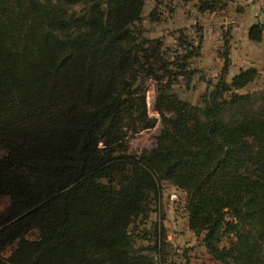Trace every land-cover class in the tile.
<instances>
[{
    "label": "trees",
    "instance_id": "obj_1",
    "mask_svg": "<svg viewBox=\"0 0 264 264\" xmlns=\"http://www.w3.org/2000/svg\"><path fill=\"white\" fill-rule=\"evenodd\" d=\"M146 4L0 0V202L10 199L0 252L13 249L0 264H178L164 184L186 195L188 228L216 262L264 264V87L241 93L260 73L228 80V39L215 82L198 104L183 100L174 89L200 73L202 37L181 29L169 47L147 37ZM251 38L262 40L258 26ZM157 123L154 146L131 151ZM30 212V224L13 225Z\"/></svg>",
    "mask_w": 264,
    "mask_h": 264
},
{
    "label": "rangeland",
    "instance_id": "obj_2",
    "mask_svg": "<svg viewBox=\"0 0 264 264\" xmlns=\"http://www.w3.org/2000/svg\"><path fill=\"white\" fill-rule=\"evenodd\" d=\"M225 4V9L215 13H201L198 10L199 0H147L145 8L144 29L149 38H158L164 41L165 47L172 46L177 38L179 30H187L198 40L202 37L201 54L193 63L194 69L200 71L192 83L182 81V86H176L175 91L180 97L191 103L198 104L201 96L207 89V81H214L222 69L220 55L226 49L227 41L232 42L233 29L240 18L236 14L243 11L251 12L253 0H219ZM80 9L77 8V11ZM156 10L155 18L150 19V15ZM231 54V52H230ZM221 60V61H220ZM260 73L261 78L242 90L241 93L254 91L264 87V72ZM204 78V79H202ZM231 79V77H230ZM230 79H228L230 81ZM213 83V82H212ZM214 84V83H213ZM146 100L150 117L160 118L156 108V89L153 84L147 87ZM160 131V123L156 127L143 131L131 138L129 146L131 151L140 152L144 149H151ZM163 200L160 216L166 230L169 242V252L178 264H220L210 256L202 245L201 238L197 237L188 228V215L184 209L186 195L168 184L163 185ZM10 205L8 197L2 198L0 202V214L4 213ZM32 212L16 220L13 225L19 226L30 224ZM153 219L158 215L153 214ZM35 230H30L26 237L35 239ZM223 235L221 230L220 236ZM226 238L224 245L227 244ZM148 242L139 240L137 247L147 246ZM12 248L0 252V259L7 260L12 255ZM171 259V260H172Z\"/></svg>",
    "mask_w": 264,
    "mask_h": 264
},
{
    "label": "crops",
    "instance_id": "obj_3",
    "mask_svg": "<svg viewBox=\"0 0 264 264\" xmlns=\"http://www.w3.org/2000/svg\"><path fill=\"white\" fill-rule=\"evenodd\" d=\"M252 11H243L236 14L237 20L232 33L233 40L230 45L231 69L229 73L230 81L242 69L253 68L259 72H264V41H256L251 38V32L256 26L259 13L264 10V0H253ZM221 59V58H220ZM221 61V60H220ZM224 63L222 61L221 67Z\"/></svg>",
    "mask_w": 264,
    "mask_h": 264
},
{
    "label": "built area",
    "instance_id": "obj_4",
    "mask_svg": "<svg viewBox=\"0 0 264 264\" xmlns=\"http://www.w3.org/2000/svg\"><path fill=\"white\" fill-rule=\"evenodd\" d=\"M256 26L261 30L262 40L264 41V10H262L257 18Z\"/></svg>",
    "mask_w": 264,
    "mask_h": 264
},
{
    "label": "water",
    "instance_id": "obj_5",
    "mask_svg": "<svg viewBox=\"0 0 264 264\" xmlns=\"http://www.w3.org/2000/svg\"><path fill=\"white\" fill-rule=\"evenodd\" d=\"M221 229L218 231L217 236L220 237Z\"/></svg>",
    "mask_w": 264,
    "mask_h": 264
}]
</instances>
